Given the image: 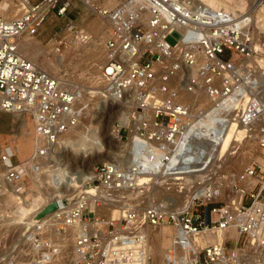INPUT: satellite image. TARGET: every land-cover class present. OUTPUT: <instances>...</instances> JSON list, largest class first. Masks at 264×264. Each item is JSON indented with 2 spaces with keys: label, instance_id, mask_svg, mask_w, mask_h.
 Wrapping results in <instances>:
<instances>
[{
  "label": "built area",
  "instance_id": "built-area-1",
  "mask_svg": "<svg viewBox=\"0 0 264 264\" xmlns=\"http://www.w3.org/2000/svg\"><path fill=\"white\" fill-rule=\"evenodd\" d=\"M9 3L5 8L15 5L18 12L0 13V110L29 114L34 142L24 159L17 142L1 146V198L12 187L22 202L31 172H41L67 149V132L87 111L88 104L79 101V86L64 82L20 48L21 38L39 34L51 16L67 19L49 37L57 56L72 45L69 31L88 39L72 17L80 3L108 19L99 75L104 97L117 110L129 106L122 118L130 121L117 118L116 136L109 139V145L118 142L124 153L96 161L77 192L66 191L36 209L24 223L20 244L26 250L6 251L0 264H154V234L161 232L163 238L164 225L174 228L165 254L168 264H246L253 254L264 259V96L258 79L263 66L255 57L262 50L255 43L254 24L244 22L250 14L237 15L199 0ZM171 35L176 42L169 40ZM203 90L211 100L207 108L198 97ZM183 91L195 97H185ZM234 110L233 117L250 131L262 158L254 157L239 170L213 161V137L204 134H215ZM208 115L214 121L198 125ZM129 141L133 145L127 147ZM94 180L107 194L84 188ZM120 190L142 197L128 203L119 219L97 214L93 204L103 206L111 195L125 198ZM52 200L58 201L49 213L52 219L46 218L49 214L36 218ZM231 227L239 233L237 241L215 239L229 234Z\"/></svg>",
  "mask_w": 264,
  "mask_h": 264
},
{
  "label": "rangeland",
  "instance_id": "rangeland-1",
  "mask_svg": "<svg viewBox=\"0 0 264 264\" xmlns=\"http://www.w3.org/2000/svg\"><path fill=\"white\" fill-rule=\"evenodd\" d=\"M234 4H237L240 2V0H233ZM255 3H253L252 0H245V7L243 9H240L236 11L235 14L243 15V14H250L249 16L252 17V20L254 21V28H255V35H256V42L259 46L261 44V40L259 39L260 36L262 39H264V33L260 29L259 26H263V22H260L257 16V12H259L263 5L257 6L255 8ZM254 5V6H253ZM80 13H77V12ZM18 12V11H17ZM16 12V13H17ZM256 12V13H255ZM72 17L74 18V22L76 23L78 29H85L86 33L90 35V41H96L99 45L100 55L101 59L104 58V46L103 41L100 40V38L95 37L91 31L87 28V25L89 23H99L104 28V33L101 34V36H104L105 29L108 27L107 24H103L102 21L105 20V18L100 15L98 12L91 10L84 4L80 3L77 8H75L74 12L72 13ZM258 23V24H257ZM67 19L63 17H59L57 15L51 16L43 25L41 32L37 34L36 36H33L34 40L40 41L42 44V47H47V52L50 53V56L47 57L44 54H40V63L43 65V67L51 70L53 73H58V68L55 65V63L51 60L52 58V45L49 40L50 34L55 30L58 29L60 26H66ZM259 25V26H258ZM263 28V27H261ZM69 38L72 41L71 47L65 52L66 59L74 58L76 53L79 51L81 52V49L83 48V43H80L79 41L75 40V36L73 35L72 31L68 32ZM106 36V35H105ZM169 40L174 43L177 41V39L174 36H170ZM89 46V45H88ZM89 47H87L88 49ZM85 49V50H87ZM87 51H84L83 53H86ZM45 58V60H44ZM98 60L92 61L91 59H88L86 55H84L82 61L80 62V67L82 66V70L77 68H70L67 72V77H65L69 83L79 86L80 89L84 90L85 93V102L88 104L87 111L84 115V118L82 119V122L80 125L81 128L76 127L70 132V136H72L74 139H78V133L81 131H88V129H92L93 127H97L99 131V141H101L104 144V148H101V152H93L90 154H85L84 151H75L72 148H67L66 150H61L60 155L56 156L55 160H49L48 164H45L41 174L43 175L42 181L38 184L35 182V176L38 174L32 175L30 178V181L26 183L25 192H24V198L22 202H19V200L13 195L12 191L7 190L5 195L0 198L2 204L1 208L4 213L3 221L0 222V258L5 255V252L7 251V254H11L14 250H26V247L22 243V233L25 228V224L29 223L30 220L33 218L32 213H35V210L40 208L42 204L45 203V201L48 200L51 193L55 191V194L60 193V191L63 193L64 191H68V193H73L74 189L70 187H63V189H59V191L56 192L54 186H50L49 181L46 178V174L49 173L47 170V166H51L50 162H54V165L52 168L53 170H58V168H66L67 171H72L73 173H77L81 170L87 171L88 168L91 167L96 161L98 160H106L110 158L113 154L118 153L120 151L119 146L112 142V144L109 145V139L111 137L110 133L112 130L116 129L115 123L117 118L121 116L122 109L117 110L116 107L112 108L110 105V101L107 100L105 104L103 105V100L106 99V97L103 96V82L99 77L100 70L98 68ZM44 62V63H43ZM67 60L65 61V63ZM91 62H95L93 69H95V73H89V66ZM102 63V62H101ZM92 65V64H91ZM97 69H96V68ZM98 72V73H97ZM79 73V74H78ZM77 76V77H76ZM90 78V79H88ZM83 87V88H81ZM204 96H202V101L204 100ZM105 108V114L101 120V114ZM98 111V113H96ZM126 111V110H124ZM27 119V127L24 129V133L27 134V146L25 147V150L18 151L19 157L24 159L32 150L33 145V122L29 115H26ZM18 115L15 116V122H14V129L11 131L10 134L1 136L0 140V148L2 145L9 143V142H17L18 145L21 144V142L18 141V137L16 132H19L17 130V126L19 125ZM230 121V119L228 120ZM84 127V128H83ZM78 132V133H77ZM77 136V137H75ZM249 136H243V141H236L235 143L230 146V149L224 150V154L227 156H224L223 153H220V151L216 149L217 147L214 146V143L210 141V156L213 158H217L218 161L215 163H224L223 161L227 162V166L231 168H235L237 170L242 169L246 163H249L251 159L254 157H257L258 159H262L261 156L258 155V152L256 150L257 148V142L252 137ZM239 142V143H238ZM220 144V142H219ZM238 144V145H237ZM118 146V147H117ZM216 147V148H215ZM220 147V145H219ZM228 150V151H227ZM218 151V153H217ZM84 152V153H83ZM113 153V154H111ZM218 154V156H217ZM221 156V157H220ZM224 156V157H223ZM223 157V158H222ZM231 157V158H230ZM46 171H45V170ZM48 175V174H47ZM129 193V192H128ZM128 193L125 194V201L132 200L137 201L141 199V196L139 193H135L134 195L128 197ZM137 195V196H136ZM53 196V195H52ZM25 201V203H23ZM124 201V199H123ZM109 205V204H108ZM107 205V206H108ZM109 211L108 207L102 208V211L100 213L107 216ZM112 217V216H111ZM110 217V218H111ZM122 217V216H121ZM23 223V224H22ZM25 223V224H24ZM168 227V228H167ZM163 236L167 233V236H170L171 238H168L166 241V238H160L158 242H153L152 244V250L154 254V264H157L156 259H160L163 257V254H161V251L167 250L170 247V242L172 240V228L170 226L161 227ZM169 232V233H168ZM171 232V233H170ZM156 234V233H155ZM158 235L161 236V232H157ZM169 239L170 242H169ZM164 240V241H162ZM166 244H165V243ZM169 244H168V243ZM165 245L162 246V245ZM228 246L231 248H234V242L230 241L228 242ZM160 247V249H159ZM167 247V248H166ZM159 252V253H158Z\"/></svg>",
  "mask_w": 264,
  "mask_h": 264
},
{
  "label": "bare ground",
  "instance_id": "bare-ground-1",
  "mask_svg": "<svg viewBox=\"0 0 264 264\" xmlns=\"http://www.w3.org/2000/svg\"><path fill=\"white\" fill-rule=\"evenodd\" d=\"M11 1H13V0H2V1H0V13H3L5 16H7V15H11V14L15 13L18 10L17 6H15V5L13 7H10L9 11H8L7 8H5V4H10L9 2H11ZM199 1L205 2L207 4L215 6L217 8H224V9H226L228 11H233L234 13H236V11H238L240 9H243L245 7V0H240V2L237 3V4H234L232 2L233 0H199ZM252 1H253V3H255V8L257 6H260V5L264 4V0H252ZM257 16H258V19L260 20V22H263V26H259L258 25L260 27V29L263 31L264 30V6L262 7V9L259 12H257ZM249 19H250L251 22L247 18L244 20V22L246 21L247 25L253 24L254 21L252 20L251 16H250ZM102 22H103L104 25L105 24L108 25V27L105 29V33H106L105 35L106 36L105 35L101 36V34L104 33V28L99 23H95V22L94 23H89L87 25V28L89 29V31H91L93 33V35H95V37L100 38V40H102L105 43V39L108 36L109 21H108L107 18H105V20L102 21ZM261 27H263V28H261ZM82 31H83V35H85V33H86L85 29H82ZM263 33H264V31H263ZM254 35H255V32H254ZM33 38H34L33 36H27V35L23 36L21 38V40H20V48L31 59H33L37 64H39L40 66L43 67V65L40 63V58L41 57L39 58V55L40 54H42V55L44 54L45 56L49 57L50 53L47 52V47L46 48L42 47L41 42L37 41V40H34ZM89 39H90V35L89 34H88V39L87 38L86 39L81 38V36L75 38V40L79 41L80 43H83V48L81 49V52L79 51L78 53H76L74 58H71V59L67 58L66 59L65 53H64V55L57 56L56 54H54L52 52L53 55L51 57L52 58L51 60L55 63V65L57 66L58 71H59L58 73H54V74L59 75L60 78L64 82L68 81L67 80L68 78L66 79L65 77H67V74H68L67 72L69 71L70 68H74V69H76V71H77V68L82 70L83 67L82 66L80 67V62L82 61L84 55H86L88 57V59H91L92 61L98 60L97 61L98 68H99L100 73H101L100 64H101V62H103L105 57L101 59L100 50H99V47H98L99 44L96 41L88 42ZM255 40H256V35H255ZM49 43H51V45H52L51 41ZM104 43H103V46H104ZM255 43H256L257 49L258 50H262V52L258 53L255 57L260 61V64L263 66V69H264V43L262 42L261 44H259V46H258L256 41H255ZM87 47H89V48L87 49ZM85 49H87V50H85ZM84 51H87V52L83 53ZM104 53H105V50H104ZM236 55L240 56V54H237V53H236ZM44 60H45V58H44ZM66 60H67V62L65 63ZM94 63L91 62L92 65L91 64L87 65V66H89V68H88L89 73H92V74L95 73V69H93ZM263 69L259 72L258 79H259V82H261V85L263 86L262 87V89H263L262 93H263V96H264V70ZM99 77H100V75H99ZM88 79H90V78H88ZM81 88H83V87H81ZM82 91H83V93H82V98H80V100H79L80 102L85 100L84 99L85 98L84 90H82ZM183 92H184V96L185 97H189V98L192 97V96L195 97V94H193L192 92H188V91H183ZM103 96H105L104 88H103ZM202 96H204V98H205L203 101H202ZM198 97L200 98L201 103H203L202 105L205 108H207L209 106V104H210V101H211L209 96H208V94L203 90V92L200 95H198ZM106 102H107V99H104L103 100V105H107V104H105ZM109 103H110L111 107L113 108L114 107V102L110 101ZM120 108L122 109L123 113L121 114L119 119L120 120H124L126 122L130 121L129 117L128 118L126 117V119L122 118L123 116L127 115V113H129L130 107L129 106H123V107H120ZM124 110H126V111H124ZM105 111H106L105 108H104L103 111H100V112H103L101 114V120H102L104 114L106 113ZM96 113H98V111ZM16 115L19 116L18 117L19 125L17 126V130H19V132H16V134H17V136L19 135L18 141L21 142V144L18 145L19 146V150L18 151H22L23 152V150H25V147L27 146V141H28L27 139H29V137H27V134L24 133V129L28 125L27 121H26V119H27L26 117L27 116H26V113L25 114L21 113V114H16ZM27 115H29V114H27ZM234 115H235V110L233 111L232 116L229 117L230 121H228V123H226V124H223L221 126V128H219V130H217L215 132V134H212L210 131L209 132H206V131L204 132V134H209L207 136L213 137L211 142L214 143V146L217 147V148L215 147L216 149L223 150V151H220V153H223V154H224V150H226L228 148L230 149V146H232L235 143V140L236 141H240V142L241 141L244 142L243 136L251 135L250 131H248L246 126L244 124H242L241 122H239L238 119L233 117ZM30 118H31V116H30ZM209 120L214 121V119H212L211 116L208 115L207 117L203 118L200 121V123H198V125H200L201 127L204 126L205 124L207 126H209V123H210ZM79 125H80V123L77 126H74L73 128H71V130L69 132H67V135L64 138V142H65L67 148H72L73 150H75L77 152L78 151H84L85 154H90V153H93V152L100 153L101 152V148H104L103 147L104 144L101 141L98 140L99 139V131H98L97 127H93L92 126V129L90 128V129H88V131H81L79 133L77 132L79 135H78V137L77 136H75V137H77L78 139H74L72 136L69 135L70 132L73 129H75L76 127L78 128ZM81 127L82 126L80 125L79 128H81ZM116 133H117L116 129L112 130L111 133H110L111 137H115L116 135H114V134H116ZM202 134L203 133H200V136H203ZM33 136H34V133H33ZM250 138H252V137H250ZM33 142H34V138H33ZM219 142H220V144H219ZM117 145H120V144L117 142ZM126 145H127V147H130L131 145H133V142L129 141V142L126 143ZM219 145H220V147H219ZM32 147H33V145H32ZM122 153H124V150L120 148V151L117 154H122ZM217 153H218V151H217ZM217 156H218V154H217ZM224 156H227V154L226 155L224 154ZM213 161L217 162L218 159L217 158H213ZM50 165L51 166H47L46 167L48 169L47 171L49 173H47L48 175L46 174L45 180L47 179L49 181L48 184H50V186H52V188L54 186L56 192L59 191V189L62 190L63 187H70V188L74 189V192L78 191L79 185H81L82 178L84 177V174H85L86 171L81 170V171H79L77 173H73L72 171H67L66 168H62V167L58 168V170L54 171L53 170L54 168H52L54 164H50ZM34 174L35 175L38 174L37 176H35L34 179H35V182L39 184L42 181V179H43L42 178L43 175L41 174V172L32 171L31 172V177ZM145 175L146 174H142L141 175L142 182H146V180H148L147 175L146 176ZM7 190L12 191L13 195L17 198L16 192L14 191V189L12 187L11 188L9 187V189H7ZM89 190H90V192H94V193H97V194L98 193L99 194H102V193L103 194H107L106 189H104L102 186H99V187L98 186H95V187L92 186V187H90ZM118 193H119V195H121L123 193H125V194L128 193V197H130V196L134 195L136 193V191H133V190H123L122 191V190H120ZM67 194L68 193H66V191H64L63 193L60 191V193L55 194V191H54L53 193H51V195L49 196L48 200H50L51 198L56 197L58 195L64 196V195H67ZM125 198H121V197L113 198L112 195H111V198L106 200V203H104L103 206H97V204H93V208L95 209L97 214H100V215L104 216L106 220H108V219H119L123 215V211L127 207V204L133 202L132 200L125 201ZM123 199H124V201H123ZM182 201H184L183 198H182ZM23 203H25V201H23ZM105 206L109 208L107 216H105L104 214L100 213V211H102V208H104ZM52 217H53L52 214H49V215L46 216L47 219H52ZM165 226H167V225H164L162 227H165ZM171 228H172V234H174V228L173 227H171ZM233 228H235V227H231L230 228L231 231L229 232V234H226V233L225 234H220V235L216 236L215 239L216 240H218V239L226 240L227 238L231 237V238L235 239V241H237L239 239V233L236 230H232ZM224 232H226V231H221L220 233H224ZM154 235H155L154 238L156 239V242H158L159 239H160L159 238L160 235H158V234H154ZM164 237L166 238V241H167L168 238H171L170 236H167V233L164 234ZM155 239H154L153 242H155ZM170 240L171 239H169V242H170ZM162 241H164V240H162ZM162 246L165 247L164 244ZM159 249H160V247H159ZM166 252H167V250H164V251L162 250L161 251V254H163V257H161L160 259H156L157 264H168L167 261H165ZM154 259H155V257H154V254H153V260ZM260 261H264V259H262L259 255L253 254V255H251L249 257V261L246 264H259Z\"/></svg>",
  "mask_w": 264,
  "mask_h": 264
},
{
  "label": "crops",
  "instance_id": "crops-1",
  "mask_svg": "<svg viewBox=\"0 0 264 264\" xmlns=\"http://www.w3.org/2000/svg\"><path fill=\"white\" fill-rule=\"evenodd\" d=\"M15 116L13 113L0 110V140L1 136L11 133L14 129Z\"/></svg>",
  "mask_w": 264,
  "mask_h": 264
},
{
  "label": "water",
  "instance_id": "water-1",
  "mask_svg": "<svg viewBox=\"0 0 264 264\" xmlns=\"http://www.w3.org/2000/svg\"><path fill=\"white\" fill-rule=\"evenodd\" d=\"M99 184L98 180H94L92 182L86 183L84 185V188H90V187H95ZM58 207V201L57 200H52L51 202H49L48 204H46V206L44 207V209L42 211H40V213L37 215L36 218H41L53 211H55Z\"/></svg>",
  "mask_w": 264,
  "mask_h": 264
}]
</instances>
